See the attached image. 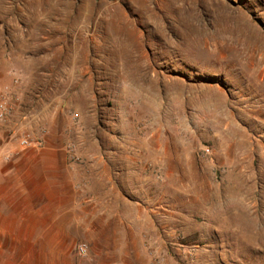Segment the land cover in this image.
Segmentation results:
<instances>
[{
  "label": "rangeland",
  "instance_id": "374dc122",
  "mask_svg": "<svg viewBox=\"0 0 264 264\" xmlns=\"http://www.w3.org/2000/svg\"><path fill=\"white\" fill-rule=\"evenodd\" d=\"M3 59L0 264H264V0H0Z\"/></svg>",
  "mask_w": 264,
  "mask_h": 264
},
{
  "label": "built area",
  "instance_id": "2783aa9c",
  "mask_svg": "<svg viewBox=\"0 0 264 264\" xmlns=\"http://www.w3.org/2000/svg\"><path fill=\"white\" fill-rule=\"evenodd\" d=\"M20 101L18 93L14 90L0 91V123L6 122L15 112L16 106ZM43 140L26 135L21 138L20 146L23 149L30 147H43ZM209 153V150H206ZM80 253L86 252V246L79 247Z\"/></svg>",
  "mask_w": 264,
  "mask_h": 264
},
{
  "label": "crops",
  "instance_id": "0c3cea01",
  "mask_svg": "<svg viewBox=\"0 0 264 264\" xmlns=\"http://www.w3.org/2000/svg\"><path fill=\"white\" fill-rule=\"evenodd\" d=\"M11 77L9 76L8 74V68L6 66V63L4 62V59L1 61L0 60V89H3V88H7V87H11ZM16 89V87L14 88ZM17 93H19L17 90H15ZM17 108V106H16ZM18 109V108H17ZM24 115H21L20 112H16L15 115L11 118V120L9 121V125L8 127H1V130H0V138H6V130H10L12 127H14L15 125H18V124H22L20 122V120L22 119L23 120V117ZM21 120V121H22ZM6 195L10 196V193H6ZM28 213L29 215L31 214H38L39 211L37 208H28ZM2 213H0V224H1V221H2V217H1ZM4 222V221H3ZM32 223V220H31V217H29L28 219V224L31 225ZM2 228V226H0Z\"/></svg>",
  "mask_w": 264,
  "mask_h": 264
},
{
  "label": "bare ground",
  "instance_id": "6f19581e",
  "mask_svg": "<svg viewBox=\"0 0 264 264\" xmlns=\"http://www.w3.org/2000/svg\"><path fill=\"white\" fill-rule=\"evenodd\" d=\"M246 216V215H245ZM246 218V217H245ZM243 219V218H242Z\"/></svg>",
  "mask_w": 264,
  "mask_h": 264
}]
</instances>
